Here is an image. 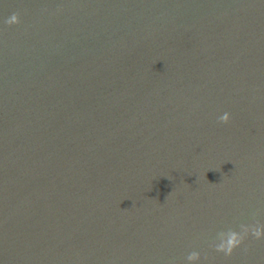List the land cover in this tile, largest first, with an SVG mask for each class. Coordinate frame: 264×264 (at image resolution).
Instances as JSON below:
<instances>
[{"label": "water", "instance_id": "water-1", "mask_svg": "<svg viewBox=\"0 0 264 264\" xmlns=\"http://www.w3.org/2000/svg\"><path fill=\"white\" fill-rule=\"evenodd\" d=\"M256 227L264 0H0V264H264L215 251Z\"/></svg>", "mask_w": 264, "mask_h": 264}, {"label": "clouds", "instance_id": "clouds-1", "mask_svg": "<svg viewBox=\"0 0 264 264\" xmlns=\"http://www.w3.org/2000/svg\"><path fill=\"white\" fill-rule=\"evenodd\" d=\"M6 23L11 26L19 23L18 14H12L11 17L6 21ZM229 114L225 113L220 118L221 123L227 124L229 122ZM251 234L256 240L264 239V227L253 228L250 232L248 229H244L243 233H237L236 231H229L227 233V239L222 241L219 245L215 247V251L218 253H223L226 257H231L235 249L240 247L244 240ZM223 235V233H221ZM199 254L192 253L189 255L188 259H198Z\"/></svg>", "mask_w": 264, "mask_h": 264}]
</instances>
